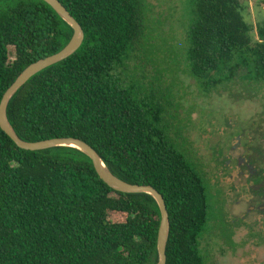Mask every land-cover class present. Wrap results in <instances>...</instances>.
Listing matches in <instances>:
<instances>
[{"label": "trees", "instance_id": "obj_1", "mask_svg": "<svg viewBox=\"0 0 264 264\" xmlns=\"http://www.w3.org/2000/svg\"><path fill=\"white\" fill-rule=\"evenodd\" d=\"M58 1L79 24L82 40L14 91L5 107L8 124L25 141L78 138L117 178L154 188L167 212L164 264H204L198 249L209 216L203 178L166 135L161 107L111 74L143 33L140 0ZM190 4L185 59L202 90L229 82L237 71L247 84H264V19L245 21L239 0ZM70 35L44 1L0 0V97L27 64L58 51ZM246 89L240 99L253 97ZM250 122L241 166L264 214V118ZM158 218L149 194L113 190L81 151L22 149L0 130V264H153Z\"/></svg>", "mask_w": 264, "mask_h": 264}, {"label": "rangeland", "instance_id": "obj_2", "mask_svg": "<svg viewBox=\"0 0 264 264\" xmlns=\"http://www.w3.org/2000/svg\"><path fill=\"white\" fill-rule=\"evenodd\" d=\"M262 1L239 0L245 21L264 19ZM140 2L143 33L111 74L161 107L166 135L203 178L209 216L198 249L204 264H264V214L252 201L241 166L243 143L253 136L248 121L264 118V84H247L237 71L204 92L185 59L190 0ZM246 87L253 97L240 99Z\"/></svg>", "mask_w": 264, "mask_h": 264}, {"label": "water", "instance_id": "obj_3", "mask_svg": "<svg viewBox=\"0 0 264 264\" xmlns=\"http://www.w3.org/2000/svg\"><path fill=\"white\" fill-rule=\"evenodd\" d=\"M42 1L49 5L55 11V13L70 26L71 35L68 41L58 51L27 64L4 90L0 97V130L6 134L17 147L26 150L44 149L53 146H68L75 148L84 153L90 159L92 167L97 176L113 190L120 192H144L149 194L154 199L159 214L155 235V249L157 259L153 264H164V246L168 226L167 212L161 195L154 188L149 185L131 184L117 178L107 170L91 146L78 138L53 137L37 141H25L15 135L6 120L5 107L8 99L14 93V91L34 73L73 53L79 46L83 37L82 29L80 28L79 24L73 19V17L58 0Z\"/></svg>", "mask_w": 264, "mask_h": 264}]
</instances>
